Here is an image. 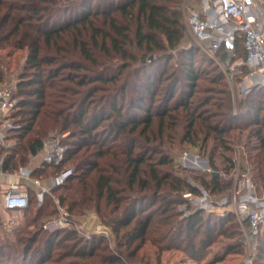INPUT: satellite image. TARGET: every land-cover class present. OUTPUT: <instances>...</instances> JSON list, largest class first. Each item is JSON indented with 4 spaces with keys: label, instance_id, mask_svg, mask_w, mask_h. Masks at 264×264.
<instances>
[{
    "label": "trees",
    "instance_id": "16d2710c",
    "mask_svg": "<svg viewBox=\"0 0 264 264\" xmlns=\"http://www.w3.org/2000/svg\"><path fill=\"white\" fill-rule=\"evenodd\" d=\"M89 1H80L70 6L63 0H0V51L11 47L29 51L23 74L16 85L15 96L13 95L17 107L11 120L16 129L10 132L7 140H15L17 144L9 148L0 147L3 171L13 173L27 166L29 159L40 153L44 141L53 132L59 130L61 133H70L69 138L73 139L70 144L64 143L65 138L62 139V144L67 148L64 164L61 167L43 166L35 171L34 177H55L65 168H71L72 166L67 165L73 162V176L64 185L53 189L54 198L58 199L71 216H82L89 210L100 214L105 225L117 234L120 249H127L130 259L137 256L150 235L152 226L156 235L153 244L160 252L175 249L204 264H218L229 256L242 255V236L233 241L234 234L229 233L233 228L237 229L236 233H240L238 224L234 223L233 213L214 215L196 209L185 216V212L179 210V207L188 204L184 198L185 193L198 196L200 189L180 177L164 175L158 170L163 166L176 167L175 157L162 156L154 162L149 154L157 155L162 152L156 148L137 145L136 135L149 137L153 123L151 115L147 114L142 123L133 122L130 128L120 119V122L110 124L109 132L103 129L97 131L104 121V103L112 102L111 109L119 116L121 111L117 109V99L114 96L124 95L126 90L124 84L114 86L111 90L93 87L96 84L104 87L118 82V76L107 77L106 71L99 72L94 78L88 75L91 70L87 64L99 67L92 47L99 48L106 57L130 58L125 50V44L130 43V29L120 25L113 12L132 18L135 10L137 11L138 26L135 36L139 47L146 51H174L185 38L186 30L180 10L183 0H104L105 4L114 7L111 11L92 10L90 6H86ZM78 5L83 6L81 17L65 22L61 27L58 18L66 10L77 8ZM106 26H109L110 32L102 28ZM86 32L90 33V41L86 39ZM154 33L164 37V45L155 39ZM220 54L224 57L223 53ZM237 56L245 57L242 45L238 46ZM127 68L128 66L118 67V75ZM1 69L0 61V83L4 80ZM247 73L243 69L237 77ZM188 77L193 89L198 76L194 70L189 69ZM221 77L223 79V74ZM98 91L106 92L107 96H103L97 103L94 94ZM192 92L190 90L187 101L191 99ZM146 94L151 97L152 92L146 90ZM172 99L173 94L170 92L164 101L165 110L158 116L160 128H164V119L171 113L168 105ZM209 101L207 98L203 104L193 108L190 107L192 103L183 106L191 119L189 130L193 129L197 119L209 113L207 110L198 114L199 109L208 105ZM244 103L247 107L242 118H231L223 107L221 110V106H217L219 113L204 117L203 122H208L207 130L214 133L215 138L223 145H226L223 136L232 129H250L249 138L257 140L260 150L255 156H249L248 162L254 183L264 192V88H254ZM142 104L140 106L143 107ZM93 105L94 108H90ZM215 117L220 118L219 121L215 125L213 122L209 123ZM239 123L245 128L239 126ZM141 124L144 128L139 130ZM189 135L188 139L191 138ZM104 158L107 161L101 164L100 161ZM227 161L233 163L232 159ZM211 165L215 167L213 160ZM149 176L151 181L148 180ZM150 183L154 184L155 189L150 196H136L150 190ZM200 185L211 194L220 193L227 187L214 175L209 181L200 179ZM31 193L29 207L24 213L29 211L32 200L38 202L36 193ZM54 198L45 197L44 203L37 209L36 219L57 215ZM148 200L151 201V208L158 203L157 210H143L139 215L138 208L142 206V201ZM75 233L73 230H60L48 236L37 251L35 248L33 250L35 240L30 238L26 243L21 242L23 260L13 262L126 264L122 252L115 255L108 251L102 238L77 240ZM219 238H225L229 242L205 261L212 245ZM259 239V249L253 264H264V232ZM72 242L73 244H68ZM31 251L34 253L28 260ZM36 256L38 259L34 260Z\"/></svg>",
    "mask_w": 264,
    "mask_h": 264
},
{
    "label": "rangeland",
    "instance_id": "374dc122",
    "mask_svg": "<svg viewBox=\"0 0 264 264\" xmlns=\"http://www.w3.org/2000/svg\"><path fill=\"white\" fill-rule=\"evenodd\" d=\"M63 1L66 2L65 4L72 6L84 0ZM186 5L188 7L196 6L194 1H182L180 10L182 12V24L186 32L184 40L174 51H158L156 49H153V51H146V49L139 47L135 36L138 26L137 11L135 10V14L132 18H126L121 14L113 12V16L116 17L119 24L128 26L130 29L128 32L130 43L125 44V50L130 55V58L106 57L99 48L94 49L92 47L91 49L96 54L99 67H93L91 64H87L91 70L88 75L94 78L99 72L106 71L105 75L107 77L118 76V82L106 84L104 87H100L99 84H96L92 85L93 87L99 86V88H104V90H111L115 88L114 86L120 87L124 84L126 85V90L124 95H119V97L117 95L114 96V99H117V109L121 111L119 116L113 113L111 109L112 102L108 104L104 103V121L97 131L103 129L109 132L110 124L113 122H120V119L123 120V124H128V128H130L133 122L142 123L146 120L147 114L151 115L153 117V123L148 133L150 139L149 137H139L136 135L137 145L145 148H156L158 151L162 152L157 155L152 153L149 154L154 162L160 160L162 156H168L170 158L175 157L177 164L176 167L173 165L163 166L158 170L164 175L169 174L180 177L189 184L197 186L200 190L204 189L200 185V179L209 181L212 175L217 174L221 183L225 184L227 187L220 193L216 192L212 194V200L218 203L220 200L227 199L229 203L231 202L228 210H231L234 209L233 191L237 179L245 169H250L248 158L249 156H255L260 148L257 140L249 138L250 129L245 128L244 125L241 126L242 123H239V126L245 129H232L223 136L226 145L221 144L219 140L215 138V134L209 133L207 130L206 125L208 122L207 124L204 123L203 118L217 114V106H221V110L223 107V110H225L231 118H242L247 107L244 103L246 98H240L236 86L229 85L224 78L225 75L220 66L223 62L221 54L211 55L206 52L196 38L189 32L186 25ZM86 6H90L92 10L100 11H111L114 9V7L105 4L104 0H90L86 3ZM82 10L83 6L74 9L71 8L68 11L66 10L61 15L62 17L58 18L59 25L62 27L65 22L80 18L83 13ZM102 28L106 32H110L109 26ZM86 34H88L86 39L90 41V33L86 32ZM154 35L158 42L163 45L165 44L162 35L159 33H154ZM28 54V49L18 50L12 47L0 51L1 70L4 74V80L0 83V87L11 90L14 96L16 85L23 74ZM120 66H128V68L119 76L118 67ZM189 69L194 70L195 74L198 76V80L195 85H193V89H191L192 82L188 77ZM221 74H223V79ZM146 90L152 92L151 97L146 94ZM190 90L193 91L192 97L187 101V96L191 94ZM170 92L173 94V99L168 105V109H170L171 113L167 114L164 119V128H160L161 122L158 116L164 112V101ZM103 96H107V93L98 91L94 94V99H96L98 103ZM207 98L210 99L209 104L199 109L198 114L204 113V111L207 110L209 113H205L201 119H197L193 129L189 130L188 126L190 125L191 119L183 106L186 103H192L190 107L193 108L203 104ZM141 103H143V107L140 106ZM214 104H216V106ZM90 108H94V105ZM219 119L220 118L215 117L210 119L209 123L213 122V125H215ZM221 126L224 125L222 124ZM143 128L144 125L141 124L139 130ZM189 131H191V133H189ZM188 134H190V139H188ZM64 135H66L65 140L63 139L64 143L70 144L73 140L69 138L70 133H61L57 130L49 135V138H62ZM8 142L9 145L5 148L13 147L17 144L15 140ZM227 159H232L233 163L228 162ZM108 160H110V162L112 161L111 159ZM211 160L214 161L215 167L211 165ZM30 161L31 160H29L27 166L30 164ZM103 161H107V158L102 159L100 161L101 164ZM73 165L74 163L70 162L67 166H72L71 168H73ZM67 169L69 168L67 167ZM148 180L151 181L150 176ZM150 187V190L143 191L141 195L136 196H140L141 198L150 196L155 190L153 183H150ZM188 195L189 193H185L184 195L188 204L179 207V210L185 212V216L196 209L198 210V208L186 198ZM55 199L53 200L55 201ZM39 207L38 202L32 200L28 212L12 215V219L9 218L12 221L14 220L13 225L10 227L7 223L5 224L8 218L6 217L3 219L2 209L0 208V264H5V262L15 264V261L21 262L23 260V245L20 244L21 242L26 243L30 238L35 240L36 244L33 250L35 248L37 251L38 248L43 246L48 236L54 235L60 230H73L76 232L75 235L77 240L81 238L85 241H91L94 237L102 238L104 245L108 247V251L113 252L115 255H119V253L122 252V258L126 264H204V262L194 261L188 258L184 253L175 249L160 252L153 244V238L156 237L153 233V226L150 235L137 253V256L130 259L128 257V251H126L127 249H120L118 246L117 234L113 233L112 229L105 225V220L94 210H89L82 216L70 215L72 225L66 229H57L53 225L57 215L50 218L44 217V219H36L37 209ZM61 207L67 210L65 207ZM157 207L158 203L151 208V201H142V206L138 208V214H142L141 211L143 212V210L153 212L157 210ZM121 212L122 210L118 212V214ZM204 212L205 214L218 215L217 213ZM226 213L231 212L225 211L224 214ZM234 223L238 224V232L240 233H236L237 229L234 228L232 229L233 231L231 230L229 232L234 234L233 241L239 240L241 236L244 240V226L241 225L236 215ZM258 241H260V239H258ZM227 242L229 241L225 238L217 239L212 245L210 253L205 261L209 260L223 245L227 244ZM68 244H73V242ZM256 252L258 251H255V254ZM33 253L31 251L28 260ZM250 255L251 253H249L244 246L242 255L229 256L218 264H246ZM37 256L34 257V260L38 259ZM255 258L256 256L254 260Z\"/></svg>",
    "mask_w": 264,
    "mask_h": 264
},
{
    "label": "built area",
    "instance_id": "2783aa9c",
    "mask_svg": "<svg viewBox=\"0 0 264 264\" xmlns=\"http://www.w3.org/2000/svg\"><path fill=\"white\" fill-rule=\"evenodd\" d=\"M190 0H186L189 2ZM196 6L186 5V25L206 52L211 55L224 54L220 64L229 85H235L240 98H247L254 88H264V0H191ZM242 45L245 57L237 56L238 46ZM246 69L247 74L241 75ZM238 78V79H237ZM17 102L13 92L0 87V147H7L10 132L16 129L11 115ZM60 137H50L44 141L40 155L43 166L61 167L66 158L67 148ZM38 154V155H39ZM0 161V177H6L7 190L4 195V208L7 211H24L29 207L27 188H34L39 206L46 196H53V189L60 187L73 176L72 168H65L55 177H50V186H42L41 179L34 177L36 169L21 167L13 173L3 171ZM234 205L231 202L212 200L213 195L201 189L198 196H186L192 204L208 213L224 215L230 211L237 216L244 231L243 244L251 253L246 264H253L255 251L259 249V237L264 232V192L254 183L251 170L245 169L237 179L233 191ZM55 199V198H54ZM57 218L54 226L66 229L72 225L70 214L62 208L57 199ZM9 227L13 221L8 223ZM89 238V237H87ZM253 252V253H252Z\"/></svg>",
    "mask_w": 264,
    "mask_h": 264
},
{
    "label": "crops",
    "instance_id": "0c3cea01",
    "mask_svg": "<svg viewBox=\"0 0 264 264\" xmlns=\"http://www.w3.org/2000/svg\"><path fill=\"white\" fill-rule=\"evenodd\" d=\"M9 142H7L6 144H8ZM9 147V146H8ZM29 160L30 161V164L28 166H25V167H28L30 169H36L37 167H39L41 164H42V156L39 154L37 156H34V157H31ZM37 170V169H36ZM41 179V182H42V186L44 187H48L50 186V183L48 182V180L46 179H42L41 177L39 178ZM28 189V194H29V197L31 196V192H34L36 193V190L34 188H27ZM7 190V181H6V177H0V208L2 209V213H3V219H5L6 217L8 219H6L5 221V224L9 223L10 219H12V215H16V214H21V213H24L23 211H7L5 208H4V204H3V201H4V195H5V192ZM38 201V200H37ZM44 203V202H43ZM9 216V217H8ZM10 218V219H9ZM14 221V220H13ZM14 223V222H13Z\"/></svg>",
    "mask_w": 264,
    "mask_h": 264
},
{
    "label": "water",
    "instance_id": "95a60500",
    "mask_svg": "<svg viewBox=\"0 0 264 264\" xmlns=\"http://www.w3.org/2000/svg\"><path fill=\"white\" fill-rule=\"evenodd\" d=\"M217 177V174H214Z\"/></svg>",
    "mask_w": 264,
    "mask_h": 264
}]
</instances>
